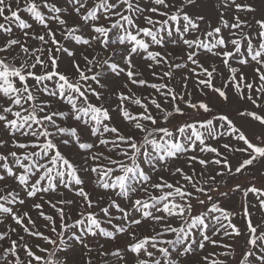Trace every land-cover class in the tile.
Returning <instances> with one entry per match:
<instances>
[{
    "label": "snow or ice",
    "instance_id": "6c2138e0",
    "mask_svg": "<svg viewBox=\"0 0 264 264\" xmlns=\"http://www.w3.org/2000/svg\"><path fill=\"white\" fill-rule=\"evenodd\" d=\"M0 264H264V0H0Z\"/></svg>",
    "mask_w": 264,
    "mask_h": 264
},
{
    "label": "rangeland",
    "instance_id": "374dc122",
    "mask_svg": "<svg viewBox=\"0 0 264 264\" xmlns=\"http://www.w3.org/2000/svg\"><path fill=\"white\" fill-rule=\"evenodd\" d=\"M257 215H259V214L257 213Z\"/></svg>",
    "mask_w": 264,
    "mask_h": 264
}]
</instances>
